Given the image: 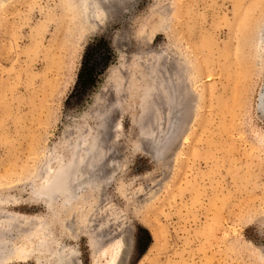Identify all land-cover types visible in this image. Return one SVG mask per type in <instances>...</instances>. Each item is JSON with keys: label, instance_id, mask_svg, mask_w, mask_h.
<instances>
[{"label": "rangeland", "instance_id": "obj_1", "mask_svg": "<svg viewBox=\"0 0 264 264\" xmlns=\"http://www.w3.org/2000/svg\"><path fill=\"white\" fill-rule=\"evenodd\" d=\"M94 1L0 0V264H264V0ZM94 144L98 192L47 195Z\"/></svg>", "mask_w": 264, "mask_h": 264}, {"label": "bare ground", "instance_id": "obj_2", "mask_svg": "<svg viewBox=\"0 0 264 264\" xmlns=\"http://www.w3.org/2000/svg\"><path fill=\"white\" fill-rule=\"evenodd\" d=\"M81 1L83 4L82 6H83L84 11H86L88 7H91L92 3H96L94 0H81ZM100 11H102V10H100ZM263 31H264V27H261V30L259 31L258 36H257L258 43H260V41L263 40V38H264ZM180 70L181 69L178 66H176L174 69L172 67L169 70L168 75H166V73L164 74V75H166L165 80H164L165 85L162 84L164 86V89L166 90V93L170 94V98L171 97L175 98V101H174L175 104L181 103L182 102L181 100L185 98V96H184V98H182L183 95L188 94V92H187V94L184 92V89H183L184 81H183L182 73L180 72ZM165 87H167V88H165ZM260 99H261L260 106H261V108L264 109V90H263L262 95L260 96ZM173 100L174 99H172V101ZM172 101L169 102V103H172V104H170L171 106H173V104H174V102H172ZM174 107L175 106H173V108ZM174 109L172 110V112H174ZM173 115H175V117H177L176 113ZM173 115L171 116V118H173ZM74 148H76V146ZM83 148H84V146H83ZM101 150L102 149L98 146V144H96V145L94 144V145L88 146L84 149V152H83L84 156H82L83 158L81 157L82 158V159H80L81 161L77 160V158L74 156L76 158V160L72 157L71 160L67 163H63L61 165H59V163H58L59 168L56 170V172L54 173L53 176H51L50 178L47 177L46 181L44 180L43 188L50 187V186H56V187H60V188L64 187L66 191H62L60 193H64V195H65L64 198L66 197L65 199H68V198L70 199V198L74 197L78 191L83 190L87 186L88 187L92 186L98 192L99 188H101V186L99 184L100 178L103 177V176L99 177V173H100L99 165L101 163L98 165L99 161L101 160ZM80 151H81V149H80ZM75 161H80V162H76L77 163L76 164ZM68 168H69V171L67 172L66 170ZM100 168H101V166H100ZM101 171H102V169H101ZM46 189L47 188H45V193L47 195L53 194L54 190H52V189L46 190ZM5 237H7V236L4 233L0 237V241H1L0 242V262L5 260L8 257V255L10 253V249H11V246L9 244L8 239L7 238L5 239ZM53 253L55 254L56 264H67V262H69L68 259L71 258V257H69L70 256L69 252L65 253L61 246L60 247L58 246L56 251L54 250ZM23 257H29V255L27 254ZM39 262L40 263H38V264H42L43 260L42 261L39 260Z\"/></svg>", "mask_w": 264, "mask_h": 264}, {"label": "trees", "instance_id": "obj_3", "mask_svg": "<svg viewBox=\"0 0 264 264\" xmlns=\"http://www.w3.org/2000/svg\"><path fill=\"white\" fill-rule=\"evenodd\" d=\"M102 42L106 45L104 46V50L100 53L94 55V44L88 48V50L85 53L83 64L81 66V69L78 74V80H77V88L80 89H86L90 88V86L95 85V82L97 80L98 74L100 69L107 66L108 58L110 56V46L109 43H107L105 40H99L98 43L95 44L101 45ZM95 56V57H94ZM94 58V60H93ZM102 67V68H99ZM146 250V247L144 248V251Z\"/></svg>", "mask_w": 264, "mask_h": 264}]
</instances>
